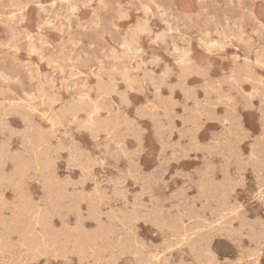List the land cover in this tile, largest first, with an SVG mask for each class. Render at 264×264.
<instances>
[{
  "label": "rangeland",
  "instance_id": "374dc122",
  "mask_svg": "<svg viewBox=\"0 0 264 264\" xmlns=\"http://www.w3.org/2000/svg\"><path fill=\"white\" fill-rule=\"evenodd\" d=\"M192 2L0 0V264H264V0Z\"/></svg>",
  "mask_w": 264,
  "mask_h": 264
},
{
  "label": "bare ground",
  "instance_id": "6f19581e",
  "mask_svg": "<svg viewBox=\"0 0 264 264\" xmlns=\"http://www.w3.org/2000/svg\"><path fill=\"white\" fill-rule=\"evenodd\" d=\"M145 30H147V28H145ZM144 33V32H143ZM128 49L129 50H132L131 49V47L130 46H128ZM181 54V53H180ZM180 56H183L182 54L180 55ZM234 58V57H233ZM232 60V59H231ZM190 61H192L191 60V58L188 56V55H184L183 56V58H182V64H185V63H189ZM208 61V60H207ZM256 61V60H255ZM205 62V61H204ZM210 64V63H209ZM235 65V64H234ZM240 65V64H239ZM198 66V65H197ZM212 66V65H211ZM242 66V65H241ZM237 67V66H236ZM239 67V66H238ZM245 67V66H244ZM263 67V66H262ZM181 68V67H180ZM199 68H200V66H199ZM235 68V67H234ZM240 68V67H239ZM239 68H237V69H239ZM246 68V67H245ZM182 69V68H181ZM231 69V68H230ZM229 69V70H230ZM183 70V69H182ZM235 70V69H234ZM233 70V71H234ZM243 70V69H242ZM260 70V69H259ZM185 72V71H184ZM191 72V71H190ZM241 72V71H240ZM246 72H247V69H246ZM254 73V72H253ZM208 74V73H207ZM242 74V73H241ZM240 74V75H241ZM252 74V73H251ZM237 75V74H236ZM243 75H244V72H243ZM246 75V74H245ZM248 75H249V72H248ZM197 76V75H196ZM210 76V75H209ZM251 76V75H250ZM250 76H249V78H250ZM185 77V76H184ZM223 77V76H222ZM186 78V77H185ZM184 78V79H185ZM252 78V77H251ZM125 79H126V81L127 80H130L131 78H130V76H129V74L127 73V72H125ZM187 79V78H186ZM221 79V78H220ZM237 80V79H236ZM184 81V80H183ZM238 81H239V78H238ZM221 82V81H220ZM226 82V81H225ZM252 82V81H251ZM250 82V83H251ZM196 83V82H195ZM222 83V82H221ZM240 83V82H239ZM254 83V82H253ZM243 84V83H242ZM195 85H197V84H195ZM210 85V84H209ZM208 85V86H209ZM222 85V84H221ZM224 85V84H223ZM227 85V84H226ZM225 86V85H224ZM254 86H255V84H254ZM189 87V86H188ZM252 87V86H251ZM198 89V88H197ZM252 89H254V88H252ZM185 90H187V88L185 89ZM185 90H184V93H185ZM195 90H196V88H195ZM202 90V89H201ZM243 90V89H242ZM261 90V89H260ZM205 92H206V90H204ZM245 91V90H244ZM252 91V90H251ZM204 92V93H205ZM232 93V92H231ZM198 94V93H197ZM229 94V93H228ZM185 95H186V93H185ZM184 95V96H185ZM87 96H88V94H87ZM45 98H47V99H49V100H52L53 98H52V96L51 95H45L44 96ZM210 97H212V96H210ZM129 99V98H128ZM255 99H256V97H255ZM48 101V100H47ZM215 103V102H214ZM132 104V103H131ZM223 108H225V107H223ZM235 108H236V105H235ZM61 110V109H60ZM98 110H99V108H98V106H95L94 108H93V110H91V114L92 115H95V114H97L98 113ZM215 110V109H214ZM202 112H203V110H202ZM205 112V111H204ZM25 113V112H24ZM204 114V113H203ZM128 116V115H127ZM222 116V115H221ZM243 117V116H242ZM139 118V117H138ZM211 119H212V117H211ZM210 119V120H211ZM219 121V120H218ZM212 122V121H211ZM176 124V123H175ZM177 125V124H176ZM177 127V126H176ZM13 128V127H12ZM156 128V127H155ZM17 130V129H16ZM19 130V129H18ZM156 130V129H155ZM154 130V131H155ZM18 132V131H17ZM93 133V132H92ZM105 134V133H104ZM212 134V133H211ZM174 136V135H173ZM211 136V135H210ZM94 140V139H93ZM73 142V141H72ZM192 142V141H191ZM228 142V141H227ZM79 143V142H78ZM116 143V142H115ZM188 143V142H187ZM60 144V143H59ZM185 144V143H184ZM182 145V144H181ZM192 145V144H191ZM1 147V146H0ZM25 147V146H24ZM55 147V146H54ZM102 147V146H101ZM108 147H109V145H108ZM108 149V148H107ZM110 149V148H109ZM235 149V148H234ZM131 150V149H130ZM237 150H238V148H237ZM2 151V150H1ZM106 151V150H105ZM134 151V150H133ZM164 151H166V149H164ZM173 151V150H172ZM107 152V151H106ZM108 153V152H107ZM128 153V152H127ZM242 153H243V151H242ZM134 154V153H133ZM166 154V153H165ZM4 155V154H3ZM119 155V154H118ZM1 156V155H0ZM111 156V155H110ZM129 156V155H128ZM237 156V155H236ZM130 157V156H129ZM190 157V156H189ZM197 157V156H196ZM5 158V157H4ZM92 158V157H91ZM117 158V157H116ZM119 158V157H118ZM244 158V157H243ZM112 159H113V157H112ZM121 159H122V157H121ZM120 159V160H121ZM130 159V158H129ZM73 161V160H72ZM210 162H211V160H210ZM4 164V163H3ZM2 164V165H3ZM6 164V163H5ZM136 164V163H135ZM170 164V163H169ZM172 164V163H171ZM58 166V165H57ZM78 166V165H77ZM1 167V166H0ZM139 167H140V165H139ZM140 169V168H139ZM142 169V168H141ZM170 169V168H169ZM253 169V168H252ZM251 169V170H252ZM143 170V169H142ZM177 170V169H176ZM175 170V171H176ZM201 170V169H200ZM137 171V170H136ZM179 171V170H178ZM180 171H181V169H180ZM139 172V171H138ZM154 172H156L157 173V171H154ZM177 172V171H176ZM184 172V171H183ZM182 172V173H183ZM203 172V171H202ZM212 172V171H211ZM0 173H1V171H0ZM147 173H149V172H147ZM182 173L180 174L181 176H182ZM244 173V172H243ZM1 174H4V173H1ZM138 174V173H137ZM184 174V173H183ZM231 174V173H230ZM177 175H179L178 173H177ZM188 175V174H187ZM190 175V174H189ZM1 176H5V175H1ZM125 176V175H124ZM151 176V175H150ZM156 176H158L157 174H156ZM147 177H148V175H147ZM153 177H155V176H153ZM98 178V177H97ZM162 178V177H161ZM138 179V178H137ZM160 179V178H159ZM158 179V180H159ZM112 180V179H111ZM153 180H154V178H153ZM161 180V179H160ZM181 180H182V178H181ZM188 180V179H187ZM254 180H256V179H254ZM119 181V180H118ZM120 182V181H119ZM143 183H146V182H144V181H142ZM189 182V185H190V181H188ZM142 183V184H143ZM157 183V182H156ZM155 183V184H156ZM183 183H185V181H183ZM195 183V182H194ZM115 184V183H114ZM113 184V185H114ZM117 184H119L120 185V183H117ZM162 184V183H161ZM144 185V184H143ZM146 185V184H145ZM185 185V184H184ZM188 185V184H187ZM193 185V184H192ZM191 185V186H192ZM135 186V185H134ZM158 186V185H157ZM164 186H166V185H163V188H164ZM190 186V187H191ZM194 186V185H193ZM192 186V187H193ZM30 187V186H29ZM119 187V186H118ZM154 187V186H153ZM257 187V186H256ZM116 189H117V187H115ZM120 188V187H119ZM158 188H159V186H158ZM163 188L160 190V191H162L163 192ZM181 188V187H180ZM84 189H85V187H84ZM145 189H146V187H145ZM150 189V188H149ZM183 189V188H182ZM194 189V188H193ZM105 190H107V189H105ZM166 190V189H165ZM216 190V189H215ZM79 191V190H78ZM85 191V190H84ZM177 191V190H176ZM175 191V192H176ZM184 192H186L185 190H183ZM27 192V191H26ZM151 192H152V190H151ZM174 192V193H175ZM183 192V193H184ZM202 192V191H201ZM28 193V192H27ZM146 193V192H145ZM149 193V195H150V192H148ZM153 193H154V190H153ZM173 193V194H174ZM177 193V192H176ZM179 193V192H178ZM180 193H182V192H180ZM187 193H188V191H187ZM128 194V193H127ZM156 194H157V192H156ZM161 194H163V193H161ZM200 194V193H199ZM202 194V193H201ZM181 195V194H180ZM60 196V195H59ZM145 196V195H144ZM175 196V195H174ZM179 196V195H178ZM191 196H193V195H191ZM190 196V197H191ZM197 196V195H196ZM203 196V195H202ZM27 197V196H26ZM137 197V196H136ZM153 197V196H152ZM158 197V196H157ZM189 197V198H190ZM195 197V196H194ZM201 197V196H200ZM260 197V196H259ZM258 197V198H259ZM159 198V197H158ZM162 198H163V196H162ZM169 198V197H168ZM171 198H173L174 199V197H171ZM189 198L188 199H186V200H189ZM192 198V197H191ZM167 199V198H166ZM198 199H199V196H198ZM152 200V199H151ZM168 200V199H167ZM171 200V199H170ZM128 201V200H127ZM166 201V200H165ZM176 201V200H175ZM35 202V201H34ZM37 202V201H36ZM145 202V201H144ZM150 202V201H149ZM128 203H130V202H128ZM238 203V202H237ZM101 204V203H100ZM148 204V203H147ZM178 205V204H177ZM196 205V204H195ZM101 206H102V204H101ZM163 206V205H162ZM242 206V205H241ZM48 207V206H47ZM124 207V206H123ZM161 207V206H160ZM159 207V208H160ZM172 207V206H171ZM170 207V208H171ZM179 207H180V204H179ZM196 207V206H195ZM118 208V207H117ZM141 208V207H140ZM143 208V207H142ZM169 208V209H170ZM148 209V208H147ZM216 209V208H215ZM129 210V209H128ZM144 210V209H143ZM112 211H113V209H112ZM139 211V210H138ZM171 211V210H170ZM86 212V211H85ZM103 212V211H102ZM84 213V212H83ZM214 213V212H213ZM144 214V213H143ZM207 214V213H206ZM214 214H216V213H214ZM113 215V214H112ZM83 216V215H82ZM158 216V215H157ZM204 216V215H203ZM206 216V215H205ZM211 216V215H210ZM213 216V215H212ZM117 217V216H116ZM95 218V217H94ZM113 218V217H112ZM151 218V217H150ZM207 218V217H206ZM209 218V217H208ZM259 217H257V219H258ZM213 219V218H212ZM211 219V220H212ZM217 218H215V220H216ZM91 220V219H90ZM210 220V221H211ZM249 220V219H248ZM255 220V219H254ZM260 220V219H259ZM102 221V220H101ZM90 222V221H89ZM104 222V221H103ZM102 222V223H103ZM138 222V221H137ZM184 222V221H183ZM182 222V223H183ZM219 222V221H218ZM258 222V221H257ZM264 222V221H263ZM139 223V222H138ZM205 223H206V221H205ZM145 224V223H144ZM186 223H184V225H185ZM209 224V223H208ZM217 224V223H216ZM263 224V223H262ZM184 225H182L180 222H176V223H174V225L172 226V229L173 230H176V231H181V234L179 235V241H180V243H183V245H185V244H189V241H190V239H191V233H190V231L186 228V227H184ZM211 225H213V224H211ZM219 225V224H218ZM264 225V224H263ZM105 226V225H104ZM110 226V225H109ZM254 226V225H253ZM259 226V225H258ZM236 227V226H235ZM257 227V226H256ZM207 229H208V227H206ZM210 228H214V227H210ZM215 228H216V226H215ZM234 228V227H233ZM260 228H261V226H260ZM260 228H257V229H260ZM111 229V228H110ZM113 229V228H112ZM201 229V228H200ZM205 229V228H204ZM254 229V228H253ZM256 229V230H257ZM122 230V229H121ZM211 230V229H210ZM110 231V230H109ZM170 231V230H169ZM204 231H206V230H204ZM208 231V230H207ZM227 231V230H226ZM254 231H255V229H254ZM253 231V232H254ZM111 232V231H110ZM216 232H217V230H216ZM256 232V231H255ZM254 232V233H255ZM218 233V232H217ZM250 233V232H249ZM254 233H252L253 235V237H254ZM220 234V233H219ZM225 234H228L227 232L225 233ZM92 235V234H91ZM263 235V234H262ZM100 236V235H99ZM98 236V237H99ZM134 236V235H133ZM215 236H216V234H215ZM256 236V235H255ZM261 236V235H260ZM136 237V236H135ZM195 237V236H194ZM241 237V236H240ZM252 237V238H253ZM256 238V237H255ZM99 239V238H98ZM222 239V238H221ZM224 239V238H223ZM228 239V238H227ZM240 240H241V238H239ZM92 240V239H91ZM143 240V239H142ZM250 240V239H249ZM261 240H263L262 238H261ZM232 241V240H231ZM213 242H214V240H213ZM240 242V241H239ZM250 242V241H249ZM74 243V242H73ZM150 243H151V241H150ZM234 243V242H233ZM238 243V242H237ZM241 243V242H240ZM94 244V243H93ZM96 244V243H95ZM145 244V243H144ZM159 244V243H158ZM251 244V243H250ZM255 244H256V242H255ZM138 245V244H137ZM155 245V244H154ZM192 245V244H191ZM163 246V245H162ZM241 246H242V244H241ZM186 247V246H185ZM192 247V246H191ZM206 247V246H205ZM250 247V246H249ZM249 247H248V250H249ZM96 248V247H95ZM131 248V247H130ZM171 248V247H170ZM176 248V247H175ZM193 248V247H192ZM242 248V247H241ZM256 248V247H255ZM174 249V248H173ZM246 249V248H245ZM258 249H259V246H258ZM204 250V249H203ZM239 250H241V249H239ZM253 250H255V249H253ZM257 250V249H256ZM260 250H262V249H260ZM175 251V250H174ZM217 251V250H216ZM238 251V250H237ZM131 252V251H130ZM198 252V251H197ZM213 252V251H212ZM244 252V251H243ZM97 253V252H96ZM238 253H239V251H238ZM261 253V252H260ZM242 254V253H241ZM241 254H239V255H241ZM128 255V254H127ZM130 255V254H129ZM132 255V254H131ZM159 255V254H158ZM242 255H244V254H242ZM241 255V256H242ZM247 255H248V253H247ZM252 255V254H251ZM262 255V254H261ZM97 256H98V254H97ZM163 256V255H162ZM201 256V255H200ZM217 256V255H216ZM131 257V256H130ZM135 257V256H134ZM203 257V256H202ZM218 257V256H217ZM253 257V256H252ZM117 258V257H116ZM182 258V257H181ZM248 258V257H247ZM95 259H96V257H95ZM99 259V258H98ZM101 259V258H100ZM114 259V258H113ZM238 259V258H237ZM97 260V259H96ZM120 260V259H119ZM163 260V259H162ZM93 261V260H92ZM95 261V260H94ZM229 261V260H228ZM245 261V260H244ZM260 261V260H259ZM121 262H122V260H121ZM155 262V261H154ZM153 262V263H154ZM148 263V262H147ZM260 263V262H259ZM168 264V263H167Z\"/></svg>",
  "mask_w": 264,
  "mask_h": 264
},
{
  "label": "crops",
  "instance_id": "0c3cea01",
  "mask_svg": "<svg viewBox=\"0 0 264 264\" xmlns=\"http://www.w3.org/2000/svg\"><path fill=\"white\" fill-rule=\"evenodd\" d=\"M179 1L185 12L190 13L195 7L192 0H179Z\"/></svg>",
  "mask_w": 264,
  "mask_h": 264
}]
</instances>
